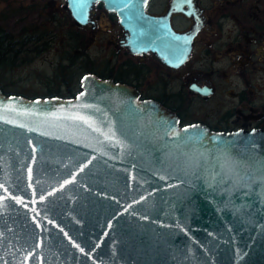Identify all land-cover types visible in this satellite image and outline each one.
<instances>
[{
	"label": "water",
	"instance_id": "obj_1",
	"mask_svg": "<svg viewBox=\"0 0 264 264\" xmlns=\"http://www.w3.org/2000/svg\"><path fill=\"white\" fill-rule=\"evenodd\" d=\"M119 11L177 37L142 4ZM80 80L0 86V264H264V127L180 123L133 85Z\"/></svg>",
	"mask_w": 264,
	"mask_h": 264
},
{
	"label": "flooded vegetation",
	"instance_id": "obj_2",
	"mask_svg": "<svg viewBox=\"0 0 264 264\" xmlns=\"http://www.w3.org/2000/svg\"><path fill=\"white\" fill-rule=\"evenodd\" d=\"M140 4L149 15L167 19L177 37L166 43L161 23L122 17L119 8ZM118 7L92 0L81 20L69 0H0V70H29L59 36L52 65L64 86L76 81L77 91L81 75L93 72L159 100L180 123L264 127V0H136ZM67 68L77 79L61 75ZM11 81L0 86L26 94L17 79ZM61 83L50 79L48 89Z\"/></svg>",
	"mask_w": 264,
	"mask_h": 264
},
{
	"label": "rangeland",
	"instance_id": "obj_3",
	"mask_svg": "<svg viewBox=\"0 0 264 264\" xmlns=\"http://www.w3.org/2000/svg\"><path fill=\"white\" fill-rule=\"evenodd\" d=\"M64 23L65 22L62 24ZM51 27L54 29L58 26L53 25ZM59 40L60 38L57 36L56 41L52 42L51 49H46L44 52H40L36 55L29 70H26L25 68L12 69L6 73H2L0 70V82L11 83V80L17 79L19 89L29 95L35 93L45 94L48 92V81H50V79H54L55 81L59 79V77L56 76L55 67L52 65L55 56L58 55V53L55 52V49L59 45ZM9 88H13V84H10ZM258 109L262 110L261 104L258 105Z\"/></svg>",
	"mask_w": 264,
	"mask_h": 264
},
{
	"label": "trees",
	"instance_id": "obj_4",
	"mask_svg": "<svg viewBox=\"0 0 264 264\" xmlns=\"http://www.w3.org/2000/svg\"><path fill=\"white\" fill-rule=\"evenodd\" d=\"M66 73H63L61 75H63V77L65 78H74L77 79V74L74 72L73 69L67 68V71H65ZM61 80V85H59L58 87H54L51 86L48 89V92H61V93H74L76 91V81H70L69 85L64 86V81L61 79V77L59 78ZM47 93V92H46Z\"/></svg>",
	"mask_w": 264,
	"mask_h": 264
}]
</instances>
